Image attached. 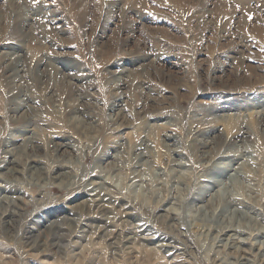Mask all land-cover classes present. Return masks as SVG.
I'll return each mask as SVG.
<instances>
[{
  "label": "rangeland",
  "instance_id": "374dc122",
  "mask_svg": "<svg viewBox=\"0 0 264 264\" xmlns=\"http://www.w3.org/2000/svg\"><path fill=\"white\" fill-rule=\"evenodd\" d=\"M235 207L264 227V0H0V264H264Z\"/></svg>",
  "mask_w": 264,
  "mask_h": 264
},
{
  "label": "bare ground",
  "instance_id": "6f19581e",
  "mask_svg": "<svg viewBox=\"0 0 264 264\" xmlns=\"http://www.w3.org/2000/svg\"><path fill=\"white\" fill-rule=\"evenodd\" d=\"M14 71H15V69H13ZM27 104V103H26ZM22 111V110H21ZM32 169H33V171H32ZM35 171H36V165L34 164V165H32L31 166V176H33V175H35ZM7 175V174H6ZM242 178H244V177H236V178H234V180H233V183L234 182H237V180L239 181H241L242 180ZM239 181V183H238V185H237V187L239 188V187H243V185H242V183ZM101 182V181H100ZM103 182V181H102ZM98 184H99V182H98ZM102 184V183H101ZM237 183H234L233 184V187H235L234 185H236ZM103 185V184H102ZM100 186V185H99ZM234 203V202H233ZM228 204H229V201H228ZM227 206H230V204L229 205H227ZM245 206V205H244ZM243 206V207H244ZM238 208L237 207H235L234 209H232V212H233V215L235 216V213H236V216H237V218H238V222L239 221H242L243 219H248V222L249 223H251V224H253V226H258V227H260V228H258L259 230L257 231L258 233H260L261 234V232L263 233L264 232V227L263 226H261L260 225V223L258 222V221H256L255 219H252V216H250L249 215V212H248V210H247V213H246V211H244V210H237ZM165 212V211H164ZM167 213H166V217H167V219L168 220H172V219H175V217H174V215H173V213L172 212H169V211H166ZM232 216V215H231ZM255 217V216H254ZM258 219V218H257ZM223 226H221V229H220V231H219V233H218V235L216 236V239H217V241H220V242H223V245L225 246V247H227L228 249H234V251H238V245L237 244H234V242H235V238H236V234H235V228H232V227H229L228 225H226V224H222ZM250 235V234H249ZM254 234H251L250 236H244V240L246 241V239H249L250 237L252 238V237H255V236H253ZM256 238V237H255ZM219 242V243H220ZM244 245V244H243ZM241 249V248H240ZM241 255V254H240ZM243 255V254H242ZM242 259V261L245 263V264H252V263H249V260H248V258H244V257H242L241 258ZM244 260H246V261H244Z\"/></svg>",
  "mask_w": 264,
  "mask_h": 264
}]
</instances>
